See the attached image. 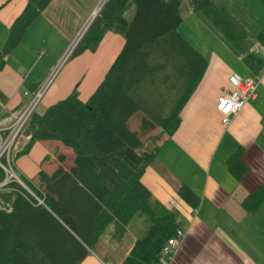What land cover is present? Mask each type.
<instances>
[{
    "label": "trees",
    "instance_id": "obj_1",
    "mask_svg": "<svg viewBox=\"0 0 264 264\" xmlns=\"http://www.w3.org/2000/svg\"><path fill=\"white\" fill-rule=\"evenodd\" d=\"M201 19L242 56L254 73L264 70V29L251 40L248 29L223 4L189 0ZM264 5V0H260ZM52 0H28L10 27L0 52V69L6 57L22 43L28 28ZM182 0H107L74 49L70 59L96 52L107 32H119L125 45L98 89L82 102L76 88L70 96L35 113L28 128L31 144L56 141L72 150L74 165L67 170L39 172L37 182L27 180L45 205L21 195L13 198V211L0 212V264H80L110 225L115 242L123 239L136 216L147 215L149 229L138 239L122 264H159L166 241L182 227L179 215L165 206L152 208L151 192L141 181L159 147L144 145L142 137L156 126L153 138L171 136L180 113L201 82L207 60L179 33ZM133 10L127 21L126 14ZM144 113L140 128L132 118ZM146 148V149H145ZM61 162L66 160L59 156ZM241 180L248 172L242 149L227 162ZM181 199L198 207L200 198L187 186ZM264 203V186L244 201L256 211Z\"/></svg>",
    "mask_w": 264,
    "mask_h": 264
},
{
    "label": "crops",
    "instance_id": "obj_2",
    "mask_svg": "<svg viewBox=\"0 0 264 264\" xmlns=\"http://www.w3.org/2000/svg\"><path fill=\"white\" fill-rule=\"evenodd\" d=\"M100 1L52 0L0 69V109H17L25 90H36L59 68L69 45ZM27 3L28 0H0V52L10 27ZM185 6L184 15L180 9L182 22L178 31L207 60L208 66L180 113L177 130L171 136H164L141 181L152 194V208L165 206L173 210L179 215L182 227L188 229L173 264H264V203L250 212L244 206L246 198L264 186V70L259 74L252 72L242 56L194 12L189 0ZM132 16L133 10L125 19L129 21ZM124 45L123 35L110 31L96 52L87 51L61 65L37 113H45L76 88L80 100L87 102ZM233 75L255 80L258 87L255 97L231 125L225 126L217 103L223 92L231 89ZM143 116L141 112L133 127L135 118L131 119L132 130H139ZM239 149L248 168L241 180L230 173L227 165ZM61 154L66 157L63 163ZM52 157L58 161L57 168L69 170L74 165V155L61 143L44 141L35 143L28 154L21 155L17 167L33 180ZM183 186L200 198L198 207L188 205L178 195ZM147 223L148 217L136 216L127 226L125 237L118 242L113 239L115 227L110 225L80 264H122L135 242L146 235Z\"/></svg>",
    "mask_w": 264,
    "mask_h": 264
},
{
    "label": "built area",
    "instance_id": "obj_3",
    "mask_svg": "<svg viewBox=\"0 0 264 264\" xmlns=\"http://www.w3.org/2000/svg\"><path fill=\"white\" fill-rule=\"evenodd\" d=\"M102 6L98 4L93 11L91 18L76 36L60 66L72 55L88 27L100 13ZM255 50L264 53V48L259 46H256ZM59 68L36 90H25L22 93V104L17 109H0V212L11 213L13 211V198L16 195H21L36 205H45L44 200L23 179L24 176L18 169L17 162L21 156L20 153L25 152L30 145L32 135L27 133L31 119L37 113ZM230 84L231 89L223 92L217 103V110L225 126L231 125L244 106L255 97L258 87V82L255 80L244 79L238 75L231 76ZM194 211L198 212L197 209ZM187 235L188 229L185 226L177 229L175 235L164 244L159 264L175 262Z\"/></svg>",
    "mask_w": 264,
    "mask_h": 264
},
{
    "label": "rangeland",
    "instance_id": "obj_4",
    "mask_svg": "<svg viewBox=\"0 0 264 264\" xmlns=\"http://www.w3.org/2000/svg\"><path fill=\"white\" fill-rule=\"evenodd\" d=\"M217 3L225 5L234 15L235 17L245 25V27L248 29L250 33L251 40L254 42L255 36L264 29V5L261 3L260 0H214ZM107 2V0H101L99 4L101 6ZM186 5V0L183 1L182 7H181V13L184 15L185 11V6ZM102 6V8H103ZM101 8V9H102ZM187 15V14H186ZM186 17V16H185ZM93 22V21H92ZM89 28V27H88ZM88 30V29H87ZM86 33V32H85ZM84 33V34H85ZM202 33V32H200ZM84 36V35H83ZM202 36V35H201ZM207 41V36H204ZM75 40V39H74ZM74 40L72 43L69 45L70 50ZM68 53V52H67ZM66 53V54H67ZM66 57V56H64ZM71 57V56H70ZM70 57L66 59V61L63 63V65L69 61ZM64 59V58H63ZM63 61V60H62ZM42 107H40L41 111ZM141 116V115H140ZM140 118L137 116L133 121H132V127L133 124H137V120ZM161 132L160 127L156 126L155 129H153L148 135L142 137V142L144 145L150 148H154L155 146L159 147V144L161 143L162 139L164 138V135L162 138H159L156 142L153 141V138H155L159 133ZM28 135H31L28 130ZM30 137V136H29ZM50 143H55V141H48ZM30 144H31V138H30ZM66 148V147H65ZM145 148V149H146ZM67 152L69 154H73L72 150L69 148H66ZM20 155H23V153H20ZM58 161L55 157H52L45 161V163L42 165V169L45 170L48 173H52L57 169ZM22 173V172H21ZM24 175V174H23ZM25 176V175H24ZM26 177V178H25ZM23 179L25 181L29 180L27 176H25ZM28 178V179H27ZM32 181L37 182V177L34 178ZM144 218L147 217V215H142ZM133 224V223H132ZM144 224H142V227ZM150 224L147 223V231L149 229Z\"/></svg>",
    "mask_w": 264,
    "mask_h": 264
}]
</instances>
